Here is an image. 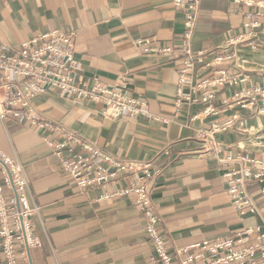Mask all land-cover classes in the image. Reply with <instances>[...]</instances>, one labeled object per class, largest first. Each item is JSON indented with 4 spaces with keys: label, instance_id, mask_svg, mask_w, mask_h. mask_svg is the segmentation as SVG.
<instances>
[{
    "label": "crops",
    "instance_id": "obj_1",
    "mask_svg": "<svg viewBox=\"0 0 264 264\" xmlns=\"http://www.w3.org/2000/svg\"><path fill=\"white\" fill-rule=\"evenodd\" d=\"M52 29L76 32L80 78L97 77L140 96L151 115L113 119L101 103L56 93L43 95L37 107L121 159L157 158L163 173L150 181V189L171 250L236 236L247 227L264 229V178L248 185L258 211L240 213L227 193V169L201 152L197 133L203 126L231 121L229 129L216 135L222 155L264 157V96L255 94L253 103L245 100L246 107L237 98L243 90L264 88V0L202 1L192 48L216 52L196 62L194 84L220 69L247 80L190 91L191 99L180 107L177 58L146 54L138 44L147 38L162 46L180 41L184 13L173 0H0V43L17 45ZM240 35L258 38L236 50L218 49ZM209 107L215 111L208 112ZM42 135L21 120H0V150L23 165L30 202L41 208L33 218L39 239L31 249L33 264H160L134 196L121 193L133 175L119 173L106 187L82 190Z\"/></svg>",
    "mask_w": 264,
    "mask_h": 264
},
{
    "label": "built area",
    "instance_id": "obj_2",
    "mask_svg": "<svg viewBox=\"0 0 264 264\" xmlns=\"http://www.w3.org/2000/svg\"><path fill=\"white\" fill-rule=\"evenodd\" d=\"M202 1L173 0L174 6L184 13L185 30L177 44L162 46L153 38L138 41L146 54L177 58L178 107L184 100L191 99L190 91L247 80L239 74L220 69L214 77L194 84L196 62L204 60L208 53L216 52H196L192 48ZM253 38L240 35L218 49L236 50L238 44ZM75 39V31L52 29L38 32L17 45L0 43V120L5 123L10 119H18L42 131L44 143L60 159L65 174L82 190L106 187L117 179L119 173L133 175L134 179L121 193L134 196L146 220L145 230L155 251L154 260L160 264H264V229L259 225L247 227L236 236L204 239L171 250L162 231V218L154 205L150 189V181L163 173L162 168L156 166L157 158L150 161L121 159L39 110L38 99L56 93L76 102L101 103L104 105V114L113 119L125 115H151L147 102L140 96L119 87L108 86L97 77L80 78L78 75L82 66L75 57ZM221 58L216 57L215 61ZM255 94L264 96V88L257 87L253 92L243 90L237 94V98L246 107L244 101L251 98L253 103ZM207 111L214 112L215 109L209 107ZM231 126V121H228L224 124L215 123L210 128H199L197 133L202 141L201 152L215 156L219 165L227 169L224 177L230 184L227 193L233 206L242 214L257 212L258 204L250 194L248 185L253 179L264 178V157L223 156V145L216 135ZM0 163L3 173L0 179V264H33L31 249L39 244L33 218L40 214L41 208L30 202L29 181L23 165L2 150Z\"/></svg>",
    "mask_w": 264,
    "mask_h": 264
},
{
    "label": "rangeland",
    "instance_id": "obj_3",
    "mask_svg": "<svg viewBox=\"0 0 264 264\" xmlns=\"http://www.w3.org/2000/svg\"><path fill=\"white\" fill-rule=\"evenodd\" d=\"M257 38H258L257 36H254V38H253V39H254V40H256ZM260 42H261V41H260Z\"/></svg>",
    "mask_w": 264,
    "mask_h": 264
}]
</instances>
